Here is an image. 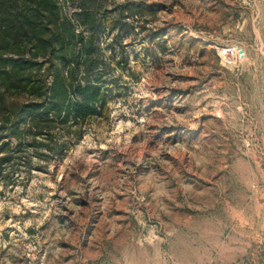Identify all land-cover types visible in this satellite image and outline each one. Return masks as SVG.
<instances>
[{"label":"rangeland","instance_id":"rangeland-1","mask_svg":"<svg viewBox=\"0 0 264 264\" xmlns=\"http://www.w3.org/2000/svg\"><path fill=\"white\" fill-rule=\"evenodd\" d=\"M102 5L106 102L41 169L4 164L0 264H264V0Z\"/></svg>","mask_w":264,"mask_h":264},{"label":"trees","instance_id":"trees-1","mask_svg":"<svg viewBox=\"0 0 264 264\" xmlns=\"http://www.w3.org/2000/svg\"><path fill=\"white\" fill-rule=\"evenodd\" d=\"M78 1L79 11L73 14L77 28L58 0H0V154L6 152L0 156L2 178L15 172L12 164L4 172V164L15 158L27 171L41 169L33 165L30 148L61 156L72 134L79 135L82 124L106 102L102 76L108 67L100 62L98 75L93 56L94 33L107 9L104 0ZM139 8L135 2L122 3L114 11V24L125 22L126 10L136 14ZM83 28L91 33L86 36ZM127 63L125 58L117 61L121 67Z\"/></svg>","mask_w":264,"mask_h":264},{"label":"built area","instance_id":"built-area-1","mask_svg":"<svg viewBox=\"0 0 264 264\" xmlns=\"http://www.w3.org/2000/svg\"><path fill=\"white\" fill-rule=\"evenodd\" d=\"M240 46H224L220 49V55L224 56L226 59H234L237 60L241 58L242 54L240 52Z\"/></svg>","mask_w":264,"mask_h":264},{"label":"water","instance_id":"water-1","mask_svg":"<svg viewBox=\"0 0 264 264\" xmlns=\"http://www.w3.org/2000/svg\"><path fill=\"white\" fill-rule=\"evenodd\" d=\"M240 52L243 54L244 53V51H243V49L242 48H240Z\"/></svg>","mask_w":264,"mask_h":264}]
</instances>
